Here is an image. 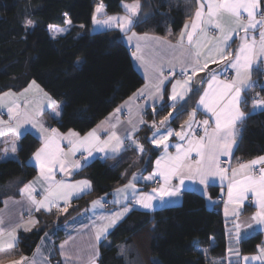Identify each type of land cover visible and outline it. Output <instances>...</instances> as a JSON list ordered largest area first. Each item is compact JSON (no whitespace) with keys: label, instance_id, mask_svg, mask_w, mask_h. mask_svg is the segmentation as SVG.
Instances as JSON below:
<instances>
[{"label":"trees","instance_id":"16d2710c","mask_svg":"<svg viewBox=\"0 0 264 264\" xmlns=\"http://www.w3.org/2000/svg\"><path fill=\"white\" fill-rule=\"evenodd\" d=\"M98 1L101 0H0V94L20 91L37 82L55 100L63 102L59 120L47 115L49 124L61 132L72 129L87 133L144 83L119 28L90 32ZM132 1L103 0L106 15L123 13V2ZM139 3L141 7L130 31L160 36L177 34L198 7L197 0ZM262 4L264 7V0ZM69 19L70 25L66 23ZM29 20L35 27L25 26ZM49 25L65 31L54 35ZM253 80L264 82L263 68H255ZM250 93L251 89L243 100L245 118L233 161L264 154V105L252 110ZM261 93L264 96V87ZM198 97L199 90L195 89L177 104L171 128L184 123ZM170 110L166 103L154 113L149 111V118L160 121ZM152 134L149 125L138 132L146 151L132 171H148L158 156L159 148L151 143ZM40 145L37 136L24 133L17 159L0 161V185L17 177L25 181L33 178L37 169L30 158ZM135 155L129 150L116 159L103 162L97 158L84 165L73 177L89 179L92 191L73 201L66 212L38 213V229L19 235V254L30 256L54 224L62 226L94 199L124 184L128 177L122 172ZM208 190L212 198L219 195L217 186H209ZM2 204L0 195V207ZM57 237L59 242L62 231ZM262 238L263 234L257 233L243 239L241 254L254 253ZM100 248V264H213L223 260L227 252L225 222L221 208L210 207L205 195L185 191L178 205L152 212L132 211L108 234Z\"/></svg>","mask_w":264,"mask_h":264},{"label":"crops","instance_id":"0c3cea01","mask_svg":"<svg viewBox=\"0 0 264 264\" xmlns=\"http://www.w3.org/2000/svg\"><path fill=\"white\" fill-rule=\"evenodd\" d=\"M262 8L263 4H262ZM206 11V9H205ZM246 15V14H243ZM194 17V16H193ZM134 19V18H133ZM133 22V20H132ZM187 24L192 23V19L186 22ZM185 23V24H186ZM225 23H227V18H225ZM184 24V26H185ZM175 35L169 33L168 36H160L155 34H139L136 33L137 37H143L147 35L150 38H159L161 43L157 44L155 40L150 39L148 41H140L142 45V52L138 53L137 55H143L145 58L146 63H143L136 58L133 54L136 50L135 46L137 44V39L133 37L131 40L129 39L132 36V32L130 28L123 32V40L125 44L131 51V56L133 59V63L136 69L139 71L141 76L144 79L143 85L138 88L132 95L128 98L121 101L118 106L111 111L105 118L100 120L90 131L87 133L81 134L75 130H68L65 132L59 131L53 125L49 124V120L47 115L55 120H59L61 116L62 101L55 100L50 94L52 100L56 101L58 106L57 111H59V116L54 114L53 108L50 107L47 103V98L43 95L45 91L38 83V88L32 84V82L25 88L20 91H7L0 94V97H3V100L0 101V118L1 116L5 117V119L10 120L8 115V107L13 104V102H17L21 104V112H27L31 117L33 123L30 122H21L23 128H19L20 133H13L10 130L5 131L2 135H0V161H5L9 159H17L18 157V149H19V141L20 137L24 134V132H31L35 136H37L41 140V145L37 148L34 152L36 153L40 148L44 146V138L51 136L50 131H42L41 125H43L44 129H56L61 136H67L69 132H75L79 134L80 138H84L87 136L88 133L92 132L93 130L96 131L97 135L100 137L101 141L107 140L108 136L111 134L112 131H115L117 136L123 141V147L119 149L118 152H113L111 150V145L105 149L103 152H99L93 150L92 155L88 156L87 152L81 149L77 151L74 155L68 153V143L67 140H60V147L64 149L65 153H68L67 159L69 162H74L75 157L79 154L84 155V164H80L79 168L72 167L69 171V174L65 175L64 172L59 170V166L55 169L53 175L55 176L56 181H64L68 184H78L80 181H88L90 183V188H86L80 192H73L71 196L68 198L67 205L65 204L64 200H59V208L53 206L51 211H46L45 209L41 208L39 211L35 210V205H33L25 194L22 193V189L27 184H33L35 191L33 195L37 200H42L43 196L45 195L44 192V185L42 183V177L40 176V167L39 164L34 159V153L31 155L30 162L33 166L36 167L37 173L36 175L28 181L22 180L21 178H13L6 183L0 185V195L3 196V204L0 207V219L3 220V224H0V229H3V236H0V245H3L0 248V264H14L16 261H20L23 258V264H89L90 254L94 251L99 252V257L96 259V264H100L101 260V244L107 239L108 234L122 221L124 220L132 211L134 210H143L146 212H152L157 208L161 207H168L173 205H178L182 202V196L185 191H196L200 192L206 196L208 205L210 207H214V199L210 196L208 187L209 186H217L218 187V196H222L224 198L223 203L219 206L221 208V212L225 222V231H226V239H227V252L225 258L223 260L213 261V264H264V225L256 224L251 220L252 216L259 210L258 205L255 203V196L252 193H248V199L244 200L242 204L236 203H229L228 202V190H229V183L232 177V169L238 168L241 163H247L254 159H257L264 154L253 157L251 159H247L242 161L241 163L235 162L233 163L232 167L229 168V171L225 174L226 178L221 179L220 176H210L207 178L206 183L201 184L199 181V177H195L194 179H185V183L181 186V190L179 195L168 197L164 196L163 200L158 197L153 201V208L152 209H144L139 205L134 204L133 193L135 196L138 197L144 194H153V188H159L161 184H163V180L161 177L159 178L161 182L154 186L152 180L143 179V177H148L153 172L156 171V161L161 159L164 156V144L156 145L152 141L157 138L159 135L164 134L167 130H172L173 133L181 132L182 129L187 130L188 123H193V128L191 133L193 132L196 124L199 122L208 119L209 120V130L214 127V117H212L211 113L205 111L203 106L199 105V99L204 94L205 91H208V83L211 80V76L214 74L218 77L219 81L222 82H230L224 78V69L230 68L234 72V80L237 79V69L231 67V62L234 60L235 56L238 54V49L241 46L242 40L241 37L244 35L243 32H236L232 34V39L228 41L231 45L230 48L227 49L228 52L231 53L226 59H217L216 62H212L211 60L208 62L207 68L203 71L197 72L191 79L190 84L192 87V91L195 89L199 90V97L197 99V103L195 107H193L187 119L179 128H171L170 121L174 115V111L171 105L173 102L170 99L172 87L176 84L177 81L183 82L185 77H174V78H167L164 80L162 84H160V92L155 93V84L157 83V74L153 71L152 63L161 64L164 74L167 71H181V65L177 62L169 63L171 59L170 53L171 49H168L167 43L170 42L173 45H176L179 41L180 35L182 32L185 31V27ZM234 27V25H232ZM209 35H217V39H219V30L214 28H209ZM258 35V29L256 33ZM216 40L210 42L211 44H215ZM147 44V47L144 45ZM186 44V41H185ZM207 55V48L204 49V54L201 57V63L204 62V56ZM161 57H164L163 61H161ZM216 65L213 69H209L210 65ZM255 68H263L264 69V56H261L259 52H257L255 59L251 63V67L247 73V79H244V83L241 85V103L240 108L243 111V100L245 94L249 89H251V84L253 81V73ZM190 72V71H189ZM205 72V76L203 80L195 85L194 79L197 74ZM245 77V73L241 72V78ZM232 81V82H233ZM43 90L42 92L40 90ZM27 90V91H26ZM141 90H143V94L141 95ZM191 91V92H192ZM189 92L182 101H184L188 95L191 93ZM155 93L152 99H148L149 94ZM5 96V97H4ZM169 104L171 110L169 113L164 116L160 121H153L149 118V111L154 113L157 111L158 108H161L164 104ZM177 103V104H179ZM120 109L117 112V109ZM195 111L196 115L194 119L190 120V114ZM244 112V111H243ZM131 118L132 123H129V119ZM245 118V117H244ZM143 120V123H140V120ZM119 121V123H117ZM163 121V123H161ZM244 121V119H243ZM242 121V122H243ZM242 122L238 124L239 133L237 136L236 145L232 148L231 157L221 156L220 160H233L235 156V150L238 144V140L240 137V133L242 130ZM117 123L115 129L110 127V124ZM145 125H149L152 127V137L151 143L153 146L159 148V154L157 157L153 158L151 161V167L147 170H141L136 168L135 166L139 165L140 162L143 160L145 156V147L142 145L141 141L137 137L138 132L142 127ZM133 126H135V130H133ZM23 132V133H22ZM131 133L130 138H126L128 134ZM154 133H157L154 135ZM189 133V135H191ZM204 135V133H203ZM201 135V136H203ZM200 136V137H201ZM187 139V137H186ZM15 143L17 151L15 153L11 152L10 149ZM111 144H115L113 140ZM166 144L168 145V153L170 155L176 154V145L177 144H184L185 147L186 142L181 141L178 136L173 134L172 136L168 137ZM143 148L141 152L139 147ZM9 149L6 153L5 149ZM134 151L136 155L132 159L130 165L123 170L122 174L128 177V180L124 183L112 190L110 193L102 195L96 199H94L87 208L81 211L78 215L74 218L69 220L68 222L64 223L62 226L58 224H54L46 233L41 237L39 243L37 244L35 250L30 256H25L19 254L18 248V238L21 233H30L38 229V213H51V212H63L61 209L64 207H69L73 201L83 197L84 195L90 193L93 189L92 183L87 178H74V174L79 171L84 165L92 162L93 160L97 159L100 155H105L107 159L113 160L121 156V154L125 153L126 151ZM192 160H197L199 157L196 155L195 152L191 154ZM259 166V165H257ZM131 169V173H129ZM137 177L134 181L133 177ZM132 183L135 184V189H131L128 185ZM171 183L173 185H178V178H174ZM127 197V199H125ZM99 201L100 203L94 206V202ZM109 202L111 207L108 210H105L104 204ZM127 203L128 207L132 210L125 214L121 219H119L116 224L112 227H109L107 232L104 233L100 240L97 241L95 239V233L97 228L107 221L103 219L104 217H111L113 213L119 212L123 209L124 204ZM7 205V206H6ZM236 210L239 215H233V210ZM30 221H34L35 223H31ZM251 223V227L249 224ZM240 227L237 229L236 225ZM29 230H25V229ZM14 230V237H15V247L8 248L7 244L10 240H12V233ZM62 231L63 238L57 242V235L58 232ZM237 232H239V236H237ZM257 233H262V243L258 245L255 253L253 254H241L240 252V242L248 238L252 235ZM64 244L65 248L62 250L61 245ZM93 245H95V249H93ZM262 249V252H260ZM39 250V251H38ZM62 252H66L70 255L71 259L66 260L65 255H62ZM257 252L261 254L258 255ZM257 253V254H256ZM254 257L259 258L253 259ZM247 258V260L245 259Z\"/></svg>","mask_w":264,"mask_h":264},{"label":"snow or ice","instance_id":"6c2138e0","mask_svg":"<svg viewBox=\"0 0 264 264\" xmlns=\"http://www.w3.org/2000/svg\"><path fill=\"white\" fill-rule=\"evenodd\" d=\"M197 2L198 7L192 18V23L190 25L185 24V31L181 33L178 43L173 45L170 42H165L168 49H171L169 63L171 64L173 61L179 63L181 65V74L185 76L183 82L177 81L172 87L170 99L175 102L171 105L172 109L175 110L177 103L192 91L190 84L192 76L207 68L210 60L216 62L217 59H226L231 55L227 51L231 47L228 41L232 39L233 33L243 32L244 35L241 37L242 43L238 49V54L231 62V67L237 69V79L233 82H222L219 81L216 75L213 74L211 76V80L208 83V91H205L200 97L199 105L203 106L205 111L211 113L212 117H214V127L209 130L208 119L196 124L197 127H203V136L197 138L195 133L189 135L193 128V123L186 122L188 123L187 130L182 129L181 132L173 133L169 129L152 141L158 146L164 144L165 154L161 159L156 161V171L148 177H143V179L152 180L155 177H161L163 184L159 188H153V193L156 195L144 194L136 197L135 193H133L134 204L144 209H152L153 201L158 197L162 201L164 196L173 197L179 195L185 179L191 180L199 177L200 183L204 184L210 176L218 175L221 179L226 178L225 174L229 169L220 166V157H231L232 148L236 145L239 133L238 124L245 117V113L240 108L241 85L244 83V79L248 78V70L257 52L261 56H264V8H262V0H197ZM123 7L126 9L128 15L124 17L107 16L105 5L103 0H101L95 7V14L93 15L94 23L107 27L118 26L121 30L129 29L133 23L131 17L137 15L141 6L139 0H134L131 4H124ZM225 18H227V23H225ZM66 23L70 25L71 20H67ZM25 26L35 27L30 20L26 22ZM209 28L219 30V39H217L216 34L209 35ZM49 29L54 35L63 34L65 31V29H57L51 25H49ZM257 29L258 35L255 34ZM133 37L137 39L136 50L133 54L142 64L146 63L143 55H137L142 52L140 41L153 39L157 44H160L161 41L159 38H150L147 35L137 37L136 33H132L129 39L131 40ZM213 40H216V43L210 46V42ZM147 46V44L144 45V47ZM205 48H207V55L204 56V62L201 63V57L204 54ZM163 59L164 57H161V61ZM151 66L157 74V83L154 86L155 93H159L161 90L160 84L168 77L165 76L161 64L152 63ZM189 71L191 72L190 75L188 74ZM242 71L245 73L244 78H241ZM197 83H200V81H197ZM32 84L35 85V81ZM35 86L39 87L38 85ZM40 91L42 92L43 90L41 89ZM155 93L149 94L148 99H152ZM142 94L143 90H141ZM43 95L47 98L48 105L53 108L54 114L59 116L60 113L57 111L58 106L56 101L52 100L47 93ZM2 100L3 97H0V101ZM258 105H264V100L253 102L254 107ZM20 109L21 104L17 102H13L8 107L9 118L17 121L16 127L18 128L21 122H30L35 126L32 117L27 112H21ZM116 111L119 112L120 109L118 108ZM195 115L196 112L193 111L190 114V120L194 119ZM139 122L143 123L144 121L141 119ZM3 123L4 121L0 120V124ZM117 123L110 124V127L115 129ZM129 123H132L131 118L129 119ZM9 130L16 132V128ZM41 130L51 132V136L44 138V146L34 153V159L40 167L42 183L46 185L44 187L45 195L42 200H37L33 195L35 191L33 184H27L22 189V193L36 206V211H39L41 208L51 211L53 206L59 208V200H64L67 205L68 198L73 192H80L86 188H90L88 181H80L78 184H68L64 181L55 180L53 173L57 166H59V170L64 172L65 175L69 174L72 167H80L78 160L74 162L68 161V153L74 155L77 151L83 149L87 152L88 156H91L93 150L103 152L110 145L114 153L123 147V141L117 136L115 131L111 132L107 140L101 141L95 130L88 133L84 138H80L79 134L75 132H69L67 136H61L56 129L47 130L43 128V125H41ZM133 130H135V126H133ZM2 134L3 132L0 131V135ZM173 134L178 136L181 141H185L187 146L177 144L175 146L176 154L170 155L167 151L168 145L166 141ZM130 137L131 133L126 138ZM62 139L67 140L69 146L68 153H65L64 149L60 147L59 141ZM113 140L115 144H111ZM138 147L142 152L143 148ZM8 151L9 149L6 148L5 152L7 153ZM10 151L13 153L17 151L15 143H13ZM193 152L196 153L199 159L192 160L191 154ZM257 165H261V167L257 168ZM231 171L232 177L229 183L228 202L239 205L248 199V193L254 194L256 198L255 203L258 205L259 210L252 216L251 220L256 224L264 225V156L247 163H241L238 168H234ZM174 178H178V185L171 183ZM136 179L137 177L134 176L133 180L135 181ZM128 187L134 190L135 184L130 183ZM99 203V201H95L94 206ZM61 210L66 212L67 207ZM131 210L128 204L125 203L121 211L113 213L111 217H104L103 219L107 223L97 228L95 239L99 241L109 227L114 226L119 219ZM233 215H239V213L234 209ZM30 222L35 223L34 221ZM0 224H3L2 219H0ZM249 226L251 227V223ZM236 227L238 229L240 226L237 224ZM25 230L29 229L26 228ZM10 235H12V240L8 242L7 246L8 248H14V230ZM0 236H3V229H0ZM237 236H239V232H237ZM2 247L3 245H0V248ZM60 247L63 250L65 245L62 244ZM93 249H95V245H93ZM121 254L123 255V250ZM62 255H65L66 260L71 259L70 255L66 252H62ZM98 257V250L91 253L89 264H96ZM245 259L247 260V258ZM253 259H257V257ZM14 264H23V258L20 261L14 262Z\"/></svg>","mask_w":264,"mask_h":264},{"label":"built area","instance_id":"2783aa9c","mask_svg":"<svg viewBox=\"0 0 264 264\" xmlns=\"http://www.w3.org/2000/svg\"><path fill=\"white\" fill-rule=\"evenodd\" d=\"M188 74L190 75L191 74V72H188ZM165 76H167L169 79H171V78H174V77H180V78H182V77H185L184 75H182L181 74V71H177V72H175V71H167V72H165ZM194 76V75H193ZM192 76V77H193ZM234 72H233V70H231L230 68H225L224 69V78L227 80V81H230V82H232L233 80H234ZM262 87H264V82H258V81H256V80H253L252 81V84H251V93L249 94V96H248V99H249V106H250V108L252 109V110H254V109H256L258 106H256V107H254L253 106V102L254 101H258V100H264V96H263V94L261 93V89H262ZM192 133H195V135H196V137L197 138H199L201 135H203V133H204V129H203V127L202 126H200V127H195L194 128V130H193V132ZM191 133V134H192ZM101 161H103V162H106V160H107V158H106V156L105 155H100L99 157H98ZM79 161V163L80 164H84V155L83 154H79V155H77L76 157H75V161ZM242 161H244V160H241V159H238L237 161H233V160H226V159H223L222 161H221V167L222 168H227V169H229L230 167H232V165H233V163H235V162H238V163H241ZM257 168H259V167H261V165H259V166H256ZM161 182V180L159 179V178H155L154 179V181L152 182V184L154 185V186H157L159 183ZM223 201H224V198L222 197V196H217V197H215V199H214V205H215V207H219L222 203H223ZM110 207H111V205H110V203L109 202H106L105 204H104V208H105V210H108V209H110Z\"/></svg>","mask_w":264,"mask_h":264},{"label":"rangeland","instance_id":"374dc122","mask_svg":"<svg viewBox=\"0 0 264 264\" xmlns=\"http://www.w3.org/2000/svg\"><path fill=\"white\" fill-rule=\"evenodd\" d=\"M101 1H98L97 3H96V5L98 4V3H100ZM134 1H132V2H123V4L122 5H124V4H131V3H133ZM95 14V13H94ZM126 15H128V13H127V11H126V9L123 7V13H119V14H113V15H107V16H116V17H124V16H126ZM137 15H135V16H132L131 17V19L133 20V18H135ZM99 18V17H98ZM112 28H120V27H118V26H113V27H107V26H102V25H98V24H96V23H94V21L92 20V24H91V27H90V32H99V31H105V30H108V29H112ZM121 29V28H120ZM122 31H126V30H122ZM35 84L36 85H38L37 84V82H35ZM43 93H47V95L49 96V93L48 92H43ZM5 97V96H4ZM49 97H51V96H49ZM0 120H3L4 121V123L3 124H0V131H2L3 133L5 132V131H8L9 129H11V128H16V132H13V133H20L21 131H19V128L21 127V128H23L22 127V123H20V125H19V127L17 128L16 126H17V121L16 120H14V119H10V120H8V119H5V117H3V116H1V118H0ZM12 132V131H11ZM27 132V131H26ZM23 133V132H22ZM25 133V132H24ZM155 135L157 134V133H154ZM153 135V134H152ZM261 243H262V241H261ZM260 243V244H261ZM259 244V245H260ZM123 250V249H122ZM260 252H262V249H260ZM260 252H257L258 253V255H260L261 253ZM255 253V252H254ZM256 253V254H257ZM251 254H253V253H251ZM257 261H259V258H257ZM137 262V261H136Z\"/></svg>","mask_w":264,"mask_h":264},{"label":"water","instance_id":"95a60500","mask_svg":"<svg viewBox=\"0 0 264 264\" xmlns=\"http://www.w3.org/2000/svg\"><path fill=\"white\" fill-rule=\"evenodd\" d=\"M215 66L216 65H214V64L213 65H210L209 66V69H213ZM205 74H206L205 72H202V73H199V74L196 75V77L194 79L195 85L199 84V83H197V81H200L201 82L203 80Z\"/></svg>","mask_w":264,"mask_h":264}]
</instances>
